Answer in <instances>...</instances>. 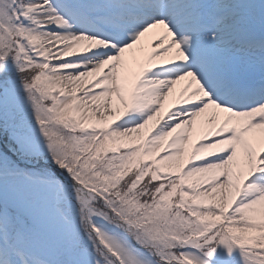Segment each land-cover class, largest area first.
Listing matches in <instances>:
<instances>
[{
  "label": "snow or ice",
  "instance_id": "obj_1",
  "mask_svg": "<svg viewBox=\"0 0 264 264\" xmlns=\"http://www.w3.org/2000/svg\"><path fill=\"white\" fill-rule=\"evenodd\" d=\"M0 264H264V0H0Z\"/></svg>",
  "mask_w": 264,
  "mask_h": 264
},
{
  "label": "bare ground",
  "instance_id": "obj_2",
  "mask_svg": "<svg viewBox=\"0 0 264 264\" xmlns=\"http://www.w3.org/2000/svg\"><path fill=\"white\" fill-rule=\"evenodd\" d=\"M180 86H177V90H179Z\"/></svg>",
  "mask_w": 264,
  "mask_h": 264
}]
</instances>
